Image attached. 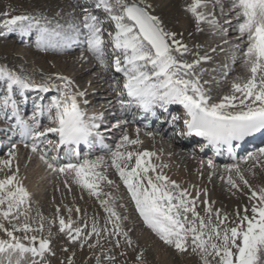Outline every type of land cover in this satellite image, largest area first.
I'll use <instances>...</instances> for the list:
<instances>
[{
    "label": "snow or ice",
    "instance_id": "1",
    "mask_svg": "<svg viewBox=\"0 0 264 264\" xmlns=\"http://www.w3.org/2000/svg\"><path fill=\"white\" fill-rule=\"evenodd\" d=\"M209 4L213 8L219 4L223 12L221 0H193L187 7L199 31H203L199 27L202 23L213 28L219 27L220 22L215 13L207 11ZM79 7L80 14H73L64 23H53L45 16H10L5 13L6 18L2 22L5 31L0 34L18 31L26 35L35 30L36 46L45 52L84 46L105 71L111 59L115 72L122 73L124 78L122 88L117 93L121 111L137 107L144 112H154L158 107L167 112L169 105H181L186 115L183 120L186 131L182 135L202 137L206 145L202 146L201 151L210 146L217 154L227 151L234 155L235 149L246 138L257 133L264 134V0H231L238 20L237 30L246 40L243 64L248 76L240 82H234L232 94L224 96L219 103H210L209 90L201 84L200 77L194 71L210 57L200 56L191 63L180 59L190 51L188 45L177 39V33L166 30L158 16L151 14V4L138 0H95L94 8L114 24L113 30L107 31L108 40L105 39L106 29L100 15L94 14L84 5ZM109 43L111 53L105 48ZM235 47L239 48V45ZM80 59L84 60L85 57ZM53 78L60 83H52ZM0 81H3L6 90L0 102V113L11 108V115L7 118H15L10 129L0 130L18 132L23 146L38 155L48 169L58 174H72L77 185L100 198V182L109 185L114 183L97 171L103 166L105 158L81 159L78 151L82 145L92 146L95 143L107 147L104 135L100 132L105 122L103 113L90 116L81 106L89 104L85 98L87 92L78 90L75 81L65 75L55 74L54 77L49 76L37 82L4 66H0ZM53 89L59 94L47 104L36 103L30 122L21 117L14 98L15 92L24 97L26 91L49 93ZM44 116L49 126L42 127L40 118ZM171 119L177 121L180 117L172 116ZM120 123L127 121L118 122L117 127ZM48 134H55L58 140L54 142L46 139ZM142 143L137 129L136 139H131L125 133L115 150L109 148L108 151L111 166L126 185L139 215L161 241L180 253L191 250L200 256L203 264H264V187L253 189L238 163L224 166L229 173L235 172L251 193L250 208L245 205L243 214L237 209L235 219L231 221L233 226L229 227V216L221 215L218 209L214 210V202L207 199L202 201L206 205V215L202 216L197 211L201 196L199 191L193 197L189 189L182 188L167 175L157 172V166L150 159L155 153L121 151L128 145ZM58 149H65L64 155L68 158L66 163H59V153L49 156V150L57 152ZM7 155L9 159L0 161V172L6 169L11 172V175L5 174L0 179V232L7 237L0 238V256L3 257L0 264H21V258L26 254L32 257L31 264H51L47 257L55 255L51 247L52 232L49 231L47 237L43 235L44 217L39 213L37 225L33 227L30 223L31 194L18 178V162L13 169V162L18 155L15 144ZM133 158L135 163L130 166ZM246 160L252 161L255 167L264 161V148L249 153ZM208 166L214 168L211 160ZM227 183L230 188L240 189V184L232 175L228 176ZM105 195L108 199H102L100 203L108 213L107 222L112 225L110 235H123L131 246L133 242L128 232L123 230L120 214L109 203L115 198L111 193ZM204 195L207 196L206 191ZM66 211L67 220L59 215L60 208L56 209L59 232L71 243L82 241L81 246L95 236L98 245L102 232L108 229L98 227L93 219L89 230L86 220L81 225L72 219V208H66ZM75 211L79 213L81 210L76 208ZM5 223L10 224L11 228L6 227ZM51 223L56 224L57 220ZM17 232L23 235L17 236ZM115 244L119 246V239ZM63 251L67 252L68 249ZM108 260L112 261L114 257L109 256ZM137 260L138 264H144L143 253ZM68 264H74L71 258Z\"/></svg>",
    "mask_w": 264,
    "mask_h": 264
},
{
    "label": "bare ground",
    "instance_id": "2",
    "mask_svg": "<svg viewBox=\"0 0 264 264\" xmlns=\"http://www.w3.org/2000/svg\"><path fill=\"white\" fill-rule=\"evenodd\" d=\"M138 2H146V3L151 4L152 7L149 9L151 14L158 16L162 20L163 25L167 29H170V31L177 33V39H183L184 38V40H186L190 35H192L191 33L194 34V37L200 36V33L201 34L207 33V38H204V42H203L206 45L203 46V48H201V49L197 45V47H195V49L198 50V53H202V51L204 50L205 55L210 57V59L207 60V62L210 61L211 64L209 66H207L206 64H208V63L205 61L204 64H202V65L200 64L201 66L200 65L197 66L194 71L196 72V74L198 76H200V75L204 76L208 71L213 70L212 66L217 63L213 60L217 59V60H221V63L222 62L225 63L224 57H225L226 51L221 52L220 49H223L225 46L227 47V45H226L227 43H225L224 39L221 38L222 36H219L217 38H216V36L215 37L213 36L212 38H210L209 35H211L214 32V29L213 28L210 29L209 26H205V25H207L206 23H204V26H199L200 28L203 29V31H199L197 29V26L195 24V22H196L195 18L192 16V14L190 12L187 11L188 5H190L193 2V0H138ZM221 3L223 5L225 4L223 2V0H221ZM183 4H187V5L184 7ZM3 7H5V9H11L12 8L11 10H14V11L7 10L8 14L10 13V16H15V14L20 13L22 10H24L22 14L40 13L42 16H45L52 21H55V22L61 21L62 23H64L66 19H69V17H71L73 14H77V15L80 14V10L77 9L74 0H4L3 1ZM215 7L218 8V10L216 8H213L212 5L209 4L207 11L214 12V13L218 12L220 15L218 14L216 17L219 20V22L221 23L222 16H223V14L220 12L221 6L218 4ZM227 11H230V9H227ZM5 18L6 17H4L3 20ZM195 28H196V30H195ZM220 35H223V33ZM218 38H220L219 41H217ZM11 43L12 42H10V41H4V40H3V42L0 41V55L2 54L3 59L5 60V61H1L2 65H0V66H4V67L12 69V67L14 68L16 65V68L23 70L24 73L26 72L27 76H30L31 79L36 80L37 82H40L49 76L54 77L55 74H61V75H65V76L70 77L78 85L79 82L82 80V77L85 75V73H87L89 71V69L93 66L92 64L88 65V67L81 66L82 61H84V60L80 59V57H82V56L78 53L71 54L73 52V50L68 49L69 50L68 55H64L65 58L64 57H63L64 59L62 58V63L57 61L56 55H53L50 53H48V54H42V53L35 54V55H38V56H35V61L38 63L39 62L42 63V66H41L42 69L38 68L39 69L38 70L37 67H35L36 65H33V62L31 60H27V59L25 60V57H24L25 56V53H24L25 48L23 46H21L19 50H16L18 48V46L16 44L14 46V44H11ZM213 48L216 49L215 52L212 51ZM193 50L194 49H192V51ZM2 51H3V53H1ZM60 59H61V57H60ZM6 60L8 63L6 62ZM5 62L7 64H5ZM13 63H14V65H13ZM205 66H207L205 68L206 70L204 69ZM68 67L71 68L70 73L66 72ZM236 67H237V65H236ZM238 67H239V69L241 68L242 72H243V70H246L244 68V65H241V66L239 65ZM72 68L77 70V72L72 73ZM243 76L245 78H247L248 73H246V75H243ZM94 81H95L94 83L91 82L90 84H88V83L84 84L83 83L82 86L80 85V87L78 89L80 91H86L87 92V96L85 98L89 101V104L96 102L97 97H102L100 95V94H102L101 92H103L101 81L98 78L95 79ZM52 83H60V82L53 78ZM217 87L221 88L220 90L216 91L218 94L219 93L221 94L222 90L225 89L224 84L221 86H217ZM53 90L55 93H57L55 91V89H53ZM232 92H233V90H231V94H232ZM97 93H99V94H97ZM237 95H239V94L237 93ZM219 99L220 98H218V100ZM81 106L84 107L83 104ZM84 108L86 110V107H84ZM86 111H88V110H86ZM94 113L95 112H92L91 114H94ZM130 138L136 139L132 136H130ZM139 139L141 141H143L142 144L128 145L126 148H122L121 151H123V150L124 151L129 150V151H134V152L148 151V152L155 153L156 155L154 157H151L150 159H151V163H153L157 166V172H162L164 175H167L171 180H174L177 183H179L182 188L189 189V191L191 192L193 197H195L197 191H199L201 193V196H200V202H198V203H200L203 206L202 209H204V212H205L206 205L204 203H202V201H204L205 199H207L209 202H214L212 204L214 210L218 209V210H220V212L226 211L225 210L226 206L224 205V201L219 199L218 194H219L221 187L225 186L224 184H225V182H227V178L229 175H232L233 179H235L237 181V183L240 184L239 190L233 189V188L229 189L230 191L232 190L231 192L229 191L231 193L230 198H238L240 200V203H241L240 207H235V208L228 205L229 208H231L230 211H233L234 213H236L237 209H239L240 212L243 213V209H244L245 205L250 206L249 196L251 193H250L248 188L244 187L243 184L241 185V182L239 181L235 172H232V173L227 172L226 174H223L225 171H220L217 173L215 168L214 169L209 168V166L205 165L203 162H195L196 165L194 167V170L192 172H190L189 168L187 167V164L185 166H181V163L179 164V163L175 162V160L173 161L172 158H169L168 152H171L174 149L175 145L179 146V144L184 143L182 141L181 137H178L177 135L176 136L170 135L169 139H168V143H170L169 144L170 148H168V149H165V146L162 143L155 148L153 146H149V144H148L149 142L146 139L145 135H143V134L139 135ZM162 147H164V150H162ZM25 149L26 148L24 147V148L19 149L17 151V153H18L17 160L13 162V169L15 168V165L18 162V164H19L18 178L22 181L24 187H26L27 190L29 191V193L31 194L30 205H31V202L32 203L34 202L35 206L37 207V209L40 212L42 210H47L49 213H51L50 214L51 216L56 215L58 217L56 209L59 207L60 208L59 215H63V216L66 215L64 217H65V219H67L68 214H67L66 208H72L73 209V213H72V219L73 220H77L79 216H83V215H91L92 216L93 215L94 217H97L100 219L102 217H104V219L106 220V223H107V218H108L107 215L108 214L107 215L102 214L104 207L100 203V201L102 199H108V196L105 195L107 193H111L112 196L115 198L114 201L110 200L109 203L115 207L116 211L118 212L120 209H121V211L123 210L122 207L120 208L121 202H119L117 190L115 187L118 179H120V183H121V178H120L118 172L116 171V169L113 166H111L110 156L105 159L103 166L101 168H98L97 171L102 172L104 175H106L108 177L109 180L114 181V183L109 185L107 182H104V181L100 182L101 196H100V198H97L96 196L91 195L88 189H85L82 187L80 188L79 187L80 185H77L73 179L71 180V178H68L67 176H63L62 178H57L56 176H53L51 174V172L49 171V169L43 165L44 162L39 159L38 155L31 153V151H29L27 149L25 150ZM5 159H9V157L6 156L3 158H0V161H3ZM134 163H135V158H133V162L131 165H134ZM259 164H260V166H262L264 164V161H262ZM162 165H167V167H161ZM26 166H27V168H26ZM251 168H254V167L252 166ZM260 168H262V170H259V171H258V169L252 170L256 176H253V175L248 176V178H249L248 181L252 185L253 189H258L260 187H264V172H262V171H264V167H260ZM245 170H249V169H245ZM260 172L262 174H260ZM257 173L259 175H257ZM5 174L11 175V172L8 171L7 169L4 172H0V179H3ZM150 174L153 176L156 175V173H150ZM70 175L72 176V174H70ZM221 177H223V179ZM250 178H252L253 180L250 181ZM257 180L259 181V183H262V184L261 185L257 184L256 183ZM65 181H67V183H65ZM193 185L195 186L194 188L192 187ZM59 187H60L61 191L66 194L67 199H70V195L67 194L68 189L74 188V190L75 189L78 190V192L76 191L77 192L76 195L72 194L74 196V199L75 198L76 199L75 200L73 199L74 201L64 200L62 204H59L58 202H56L54 199H52V195H49V194H53V197L58 196L56 193H53V190H54L53 188H56V190H57V188H59ZM47 188H51V190H50L51 193L49 191V193L47 192L48 194L46 195L45 190ZM47 191H48V189H47ZM205 191L207 192V196L204 195ZM224 192H226V191H224ZM44 200H47V201L44 203V202H42ZM128 201L131 202L130 200H128ZM66 202H67V204H66ZM72 203H75V204L72 205ZM198 206H200V205H198ZM76 208H79L81 211L79 213H77L75 211ZM90 208H92L93 210H89ZM91 212H92V214H91ZM135 212H136L135 216L137 218L135 219L136 224H134V222H135L134 220L132 221V225H134V228L132 231H134L137 228L138 224H142L144 222L143 218L139 215V212L137 209L135 210ZM118 213L120 214V211ZM37 214L38 213H35L33 215V217L36 216L35 218H33L35 222L33 220H31V221H33V223H32L33 227H35L37 225V220L39 219V218L37 219V216H38ZM204 215H205V213H204ZM135 216H133V217H135ZM84 217H86V216H84ZM30 218H32V216H30ZM122 219L123 218H121V220ZM90 220H88V221H90ZM137 220H138V222H137ZM14 223H16V222H14ZM44 225H45V228H48V226L45 223H44ZM5 226L11 228L10 224L5 223ZM143 226H144V224H143ZM145 230H147V229L145 228ZM20 234H22V233H19V232L16 233L17 236H22ZM134 236H135V238L137 237L138 244L139 245L141 244V246L144 244V242H145V245H148L151 243L150 249L153 250L152 251L153 253L155 252V254L157 255V257L159 259V261L156 264H169L167 262V260L170 262L169 259L172 258V256H175V255L177 256V252H175V250H172L170 252V249L168 247H167L168 249L165 248L166 245H165V247L164 246H158L157 247L156 244L152 243L153 236L148 232V230H147V235L144 237H138L136 235H134ZM0 238L7 239L6 236L5 237L3 236V232H0ZM25 243H27V241H25ZM54 243L57 245V241H54ZM75 250L76 249L74 248L73 251H75ZM78 250H77V252H78ZM169 252H170V254L168 255ZM189 253H191V251L185 252V253H180V255H183L186 261H191L192 258H190L188 256ZM75 254H78V253H75ZM150 255H152V254H150ZM191 255H193V254H191ZM55 256L56 255H54V257L49 255L47 257V259L51 263H53L55 261V260H53V258H55ZM25 257L28 258V264H31L30 258H32V257L30 256V254H26ZM2 259H3V257L0 256V260H2Z\"/></svg>",
    "mask_w": 264,
    "mask_h": 264
},
{
    "label": "rangeland",
    "instance_id": "3",
    "mask_svg": "<svg viewBox=\"0 0 264 264\" xmlns=\"http://www.w3.org/2000/svg\"><path fill=\"white\" fill-rule=\"evenodd\" d=\"M3 1L4 0H0V21H2L3 22V18L5 17V13H8L7 12V10H11V9H5V7H3ZM188 4V3H187ZM187 4H183V6L185 7ZM30 5V4H29ZM21 10V9H20ZM11 11H14V10H11ZM23 11L24 10H22L20 13H17V15H21L22 13H23ZM13 13V12H12ZM10 14V13H9ZM29 14H32V15H34V14H36V13H29ZM2 18V19H1ZM195 24H196V26H197V23L195 22ZM199 26H204V23H202V24H200ZM205 26H209L208 24L207 25H205ZM165 27V26H164ZM165 29L166 30H168V31H170V29H167L166 27H165ZM195 30H196V28H195ZM192 35H190L186 40H184V38L183 39H179V40H181L182 41V43H186L187 45H188V48H189V52L187 53V54H185L183 57H180V59H183V60H186L187 62H189V63H191L192 61H194L195 59H197L198 57H200V56H204L205 55V53H204V50L202 51V53H198V50L197 49H195V47H197V45H198V47L201 49V48H203V46H205L206 44L205 43H203L204 42V38H207V33H204V34H201L200 33V36H198V37H194V34L193 33H191ZM230 34H233V33H230ZM232 36L233 35H231L229 38H232ZM209 37L210 38H212L213 36H212V34L211 35H209ZM1 39V38H0ZM215 39V38H214ZM189 40V41H188ZM220 40V38H218L217 39V41H219ZM1 42H3L2 40H1ZM206 42V41H205ZM11 44H14V46H15V44L18 46V48L16 49V50H19L20 49V47H21V44L20 43H14L13 41H12V43ZM191 46H190V45ZM22 49V48H21ZM192 49H194L193 51H192ZM192 51V52H191ZM1 53H3V51L1 52ZM24 53H25V60L27 59V60H31L32 62H33V65H36L35 67H37V69L39 68V69H42L41 68V66H42V63H38V62H36L35 61V56H38V55H34L33 57H32V55L31 54H29V51L27 50V49H25L24 50ZM2 55V54H1ZM0 55V62L1 61H5L4 59H3V55L1 56ZM59 56V57H58ZM57 56V61H59L60 63H62V58L64 57V56H60V55H58ZM60 57H61V59H60ZM65 58V57H64ZM63 58V59H64ZM6 62H7V60H6ZM207 62V61H206ZM216 62V61H215ZM8 63V62H7ZM205 62H202L201 63V65L202 64H204ZM208 64H206L207 66H209L210 64H211V62L210 61H208L207 62ZM240 64H242L243 65V63L241 62ZM240 64H237V67L240 65ZM13 65H14V63H13ZM89 65H91V64H89ZM200 65V66H201ZM81 66H86V67H88V64H81ZM207 66H205V68L207 67ZM241 66V65H240ZM71 67V66H70ZM70 67H68V69L66 70V72L67 73H70V71H71V68ZM15 68H16V65H15ZM38 69V70H39ZM74 70V71H73ZM241 70V69H240ZM239 70V71H240ZM75 72H77V70H75V69H73L72 68V73H75ZM209 72V71H208ZM207 72V73H208ZM243 72H244V74L246 75V73H247V71L246 70H243ZM94 72H93V70H91L90 72L88 71L87 73H85V75L82 77V80L79 82V84L82 86V84L84 83H88L89 81V83H94L95 81V79H93L94 78V74H93ZM92 80V81H91ZM78 84V85H79ZM102 94H103V92H101ZM97 94H99V93H97ZM101 95V94H100ZM98 99H100V97H97V100ZM94 103V102H93ZM92 104V103H91ZM163 145H165V144H163ZM166 145H168V144H166ZM172 153V152H171ZM170 158V157H169ZM174 158L175 157H172V160L174 161ZM175 160H176V158H175ZM175 162H177V163H181V166H185V163H183V162H178V161H175ZM188 164H189V161H188ZM252 164V163H251ZM195 165H196V163H194L193 164V166L195 167ZM194 167L193 168H189V170H190V172H192L193 170H194ZM260 167H264V164L262 165V166H260V164L258 163V164H256V166L253 168L254 170L255 169H258V170H262V168H260ZM26 168H27V166H26ZM248 171V170H247ZM262 172H264V171H262ZM260 174H262L261 172H260ZM256 176V175H255ZM256 183L257 184H259V185H261L262 183H259V181L257 180L256 181ZM123 185L122 184H118L117 185V190H118V196L119 197H121L122 199L124 198V196L123 195H125V193H124V190H123ZM223 188H224V191H225V186H223V187H221V189H220V191H219V193H220V198H223L224 197V194H223V192H221L222 190H223ZM230 188V187H229ZM47 189H48V191H47ZM46 190H45V194L47 195L48 193H49V191L51 190V188H47ZM54 190H53V193H56L58 196H56V197H53V194H49V195H52V199H54L56 202H58L59 204H62L63 203V201L64 200H71V201H74L75 199H74V196L73 195H76V193L78 192L77 190H72V189H70V190H68L67 191V194L68 195H70V199H67V196H66V194L64 193V192H62L61 191V189H60V187L59 188H57V190H56V188H53ZM230 189H232V188H230ZM228 190V189H227ZM55 191V192H54ZM77 191V192H76ZM232 191V190H231ZM230 191V192H231ZM48 192V193H47ZM229 192V193H230ZM50 193H51V191H50ZM73 194V195H72ZM227 195H228V193H226ZM231 194V193H230ZM218 196H219V194H218ZM217 196V197H218ZM60 198V199H59ZM74 199V200H73ZM121 199V201H120V199H119V202H121V205H120V208L122 207V211H121V209L119 210L120 211V216H121V218H123L121 221V225H122V227H123V230L124 231H127L128 232V235H129V238L132 240V245L131 246H129L127 243H126V241H125V238L123 237V235H120V236H115V235H110V231L109 230H111V228H112V225H111V223H109V222H107L106 223V220L104 219V217H102L101 219L100 218H97V217H94L93 215L91 216V215H83V216H79L78 217V219L77 220H75V221H78L80 224L82 223L83 224V221H87L88 223H89V229H90V226H91V224H92V222H93V219H95V221L96 222H98L97 224H98V227H100V228H107L108 230H106V231H104V232H102V234H101V236L99 237V244L98 245H96V240H97V237H95V236H93L88 242H87V244H85V246H81V242L82 241H78V242H76V243H71V242H69V240L67 239V237L63 234V233H60L59 232V225H58V217L56 216H51L50 214L51 213H49L47 210H42L41 212L37 209V207L35 206V204H34V202L32 203L31 202V210H30V216H32V218H30V223L32 224L33 223V221H34V219L33 218H35L36 216H34L33 217V215L35 214V213H39V214H41L43 217H44V223L48 226V228H45L44 229V233H43V235L45 236V237H47L48 236V232L49 231H51L52 232V237H51V239H52V245H51V247H52V250L53 251H55V255H57L55 258H53V260H55L53 263H51V264H55L56 262V264H68V260L71 258L72 260H73V262H74V264H138V260H137V257L140 255V253H143V261H144V264H156L158 261H159V259H158V257H157V255L155 254V252L153 253L152 251L153 250H151L150 249V246H151V243L150 244H148V245H145V242H144V246L142 245L141 246V244L139 245L138 244V241H137V237L135 238V236L134 235H136V236H138V237H144V236H146L147 235V230H145L144 229V227H142L141 225L143 224L142 222V224L141 225H137V228L134 230V231H132L133 230V228H134V225H132V221L134 220L135 221V219L137 218L136 216H135V213H134V209H133V207H132V203L130 202H127V200L126 199H124V200H122ZM225 200H222V201H224V202H226V195H225V198H224ZM229 199V200H228ZM227 199V203H225V205H229V206H231V207H240V205H241V203H240V200L238 199V198H228ZM237 199V200H236ZM48 200V199H47ZM47 200H44V201H42V202H46ZM129 200V199H128ZM230 200H231V202H230ZM122 201H124V202H122ZM236 201V202H235ZM65 204V203H64ZM66 204H67V202H66ZM75 203H72V205H74ZM231 204V205H230ZM198 205H200L201 206V204L200 203H197V209H198ZM229 206H226V211H224L229 217H230V219H229V221H233L234 219H235V215H236V213H234L233 211H230V209L231 208H229ZM132 207V208H131ZM203 207V206H202ZM202 207L201 208H199L200 210H197L198 212H200V214L202 215V216H205L206 215V213L204 212V209H202ZM89 210H93L92 208H90ZM118 211V212H119ZM203 211V212H202ZM204 213H205V215H204ZM234 213V214H233ZM32 214V215H31ZM91 214H92V212H91ZM102 214L104 215V214H108V213H106L105 212V210L103 209V211H102ZM64 216H66V215H64ZM84 216H86V217H84ZM133 216H135V217H133ZM88 217V218H87ZM92 217V218H91ZM107 217H108V215H107ZM139 217V216H138ZM39 217L37 216V219H38ZM189 218H191V216H190V214H189ZM91 219V220H90ZM100 219V220H99ZM31 220H33V221H31ZM53 220H57V223L56 224H52L51 222L53 221ZM88 220H90V221H88ZM102 220V221H101ZM105 221V222H104ZM124 221V222H123ZM14 222H16V221H13V223ZM21 222H23V217H21ZM35 222V221H34ZM137 222H138V220H137ZM81 224V225H82ZM134 224H136V221L134 222ZM103 225V226H102ZM107 225V226H106ZM105 226V227H104ZM48 229V230H47ZM20 235H23V234H20ZM37 235H40L39 233H37ZM3 236L5 237V235H4V233H3ZM58 237V238H57ZM117 239H119V241H120V244H119V246H116V244H115V241L117 240ZM154 239V240H153ZM153 239H152V243H154V244H156V246L158 247V246H164L165 247V243H163L162 241H158V238L156 237V236H153ZM60 240V241H59ZM54 241H57V245L54 243ZM59 241V242H58ZM135 243V244H134ZM89 244H92V245H96L95 247H89L88 245ZM137 244V245H136ZM159 244V245H158ZM146 246V247H145ZM102 247V248H101ZM143 247V248H142ZM169 248L170 249V252L172 251V250H175L173 247H170V246H168V245H166V247L165 248ZM65 248H67L68 249V251L66 252V251H63V249H65ZM76 249L75 251H73V249ZM167 248V249H168ZM79 249V250H78ZM149 249V250H148ZM155 249V248H154ZM77 250H78V252H77ZM156 250V249H155ZM191 250H189L188 252H190ZM59 252V253H58ZM70 252V253H69ZM78 253V254H75L76 256H72V253ZM170 252L168 253V255L170 254ZM175 252H177V256L175 255V256H172V258H170L169 260H170V262L167 260V262L169 263V264H203V262H202V260H201V258H200V256L198 255V254H194V253H189L188 254V256L190 257V258H192V260L191 261H186L185 260V258H184V256L183 255H180V252H178L177 250H175ZM152 254V255H150V254ZM176 254V253H175ZM191 254H193V255H191ZM109 256H112V257H114V260H112V261H109L108 260V257ZM149 256V257H148ZM193 256V257H192ZM148 257V258H147ZM211 259V258H210ZM30 260H32V258H30ZM157 260V261H156ZM185 260V261H184ZM192 262V263H191ZM196 262V263H195Z\"/></svg>",
    "mask_w": 264,
    "mask_h": 264
}]
</instances>
